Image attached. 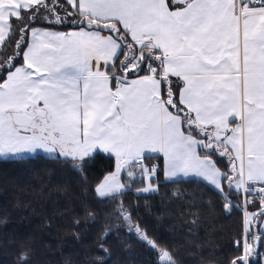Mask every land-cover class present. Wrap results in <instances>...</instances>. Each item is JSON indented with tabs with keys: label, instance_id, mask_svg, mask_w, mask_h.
I'll list each match as a JSON object with an SVG mask.
<instances>
[{
	"label": "snow or ice",
	"instance_id": "6c2138e0",
	"mask_svg": "<svg viewBox=\"0 0 264 264\" xmlns=\"http://www.w3.org/2000/svg\"><path fill=\"white\" fill-rule=\"evenodd\" d=\"M8 43L0 158L42 150L83 172L97 152L111 154L114 171L95 192L116 203L113 219L159 264H176L172 252L118 199L137 180V192L157 190L152 154L163 157L166 179L200 178L229 200L225 208L233 192L249 204L259 196L230 262L249 264L251 221H264V0H0V48ZM109 231L98 245L105 253ZM28 259L22 252L19 264Z\"/></svg>",
	"mask_w": 264,
	"mask_h": 264
},
{
	"label": "trees",
	"instance_id": "16d2710c",
	"mask_svg": "<svg viewBox=\"0 0 264 264\" xmlns=\"http://www.w3.org/2000/svg\"><path fill=\"white\" fill-rule=\"evenodd\" d=\"M12 48L11 43L0 48V60L11 56ZM213 159L226 169V157ZM158 160L151 156L145 162ZM114 164V156L104 153H96L83 172L42 154L0 159V264H19L22 252L28 264H159L155 250L113 219L116 203L95 192ZM154 183L156 191L137 192L145 186L137 180L118 199L135 223L172 252L176 264H230L241 255L236 246L243 236L240 195L233 192L234 205L225 208L229 200L200 180H166L160 170ZM248 208L259 213L260 200ZM106 229L107 253L98 246ZM249 264H264V242L256 241Z\"/></svg>",
	"mask_w": 264,
	"mask_h": 264
},
{
	"label": "rangeland",
	"instance_id": "374dc122",
	"mask_svg": "<svg viewBox=\"0 0 264 264\" xmlns=\"http://www.w3.org/2000/svg\"><path fill=\"white\" fill-rule=\"evenodd\" d=\"M125 178L127 180L126 175H125ZM248 199H251V198H248ZM231 204L234 205V202L232 200H231ZM248 205H249V203H246L245 198L241 196V209H242V212H243V235H244V230H245V228L247 226L246 223H245V220H246V215L245 214L246 213H257L258 212L257 210L250 211L249 208H248ZM251 231H252V235H250L248 237V240H249L250 243H253V246L256 249V241L253 242V237H257V236L260 237L261 233L264 232V221H262L259 218V216H257L256 219H253L251 221Z\"/></svg>",
	"mask_w": 264,
	"mask_h": 264
},
{
	"label": "crops",
	"instance_id": "0c3cea01",
	"mask_svg": "<svg viewBox=\"0 0 264 264\" xmlns=\"http://www.w3.org/2000/svg\"><path fill=\"white\" fill-rule=\"evenodd\" d=\"M53 30H55V31H63V32H67V31H72V30H77V29H75V28H70V29H68V30H58V29H53ZM97 153H103V152L100 151V152H97ZM37 154H42V155H44V156H47L42 150L39 151ZM104 154L111 155V154H109V153H104ZM30 156H34V155H30ZM111 156H112V155H111ZM151 156H156V157L159 158V160H158V162H157V165L160 166L161 173H162L164 179H166L165 176H164V171H163V163H164V162H163V157H162L160 154H152ZM25 157H29V156L26 155ZM0 159H5V158H0ZM178 179H185V178H183V177H177V178H175L174 180H178ZM193 179L200 180V181L204 182L205 184H207V185H208L209 187H211L212 189H214V190H216L217 192H219V191H218L213 185L209 184L208 182H206V181H204V180H202V179H200V178H193ZM166 180H173V179H166ZM219 193H220V192H219ZM242 197H243V196H242Z\"/></svg>",
	"mask_w": 264,
	"mask_h": 264
},
{
	"label": "built area",
	"instance_id": "2783aa9c",
	"mask_svg": "<svg viewBox=\"0 0 264 264\" xmlns=\"http://www.w3.org/2000/svg\"><path fill=\"white\" fill-rule=\"evenodd\" d=\"M160 170V169H159ZM251 198V197H250ZM252 199V198H251ZM254 200H260V197L259 196H256L255 198H254Z\"/></svg>",
	"mask_w": 264,
	"mask_h": 264
}]
</instances>
